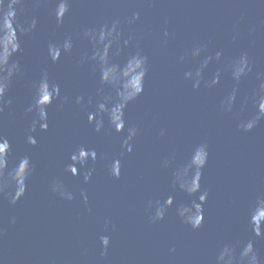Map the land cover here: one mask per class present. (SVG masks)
<instances>
[{
  "label": "water",
  "instance_id": "water-1",
  "mask_svg": "<svg viewBox=\"0 0 264 264\" xmlns=\"http://www.w3.org/2000/svg\"><path fill=\"white\" fill-rule=\"evenodd\" d=\"M0 264H264V0H0Z\"/></svg>",
  "mask_w": 264,
  "mask_h": 264
},
{
  "label": "clouds",
  "instance_id": "clouds-1",
  "mask_svg": "<svg viewBox=\"0 0 264 264\" xmlns=\"http://www.w3.org/2000/svg\"><path fill=\"white\" fill-rule=\"evenodd\" d=\"M14 202V201H13Z\"/></svg>",
  "mask_w": 264,
  "mask_h": 264
}]
</instances>
